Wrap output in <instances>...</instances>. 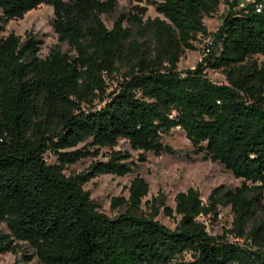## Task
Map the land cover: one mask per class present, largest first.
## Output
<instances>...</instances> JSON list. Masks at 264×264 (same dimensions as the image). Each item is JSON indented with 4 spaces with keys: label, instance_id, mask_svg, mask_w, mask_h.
<instances>
[{
    "label": "trees",
    "instance_id": "trees-1",
    "mask_svg": "<svg viewBox=\"0 0 264 264\" xmlns=\"http://www.w3.org/2000/svg\"><path fill=\"white\" fill-rule=\"evenodd\" d=\"M132 1L134 13L109 30L101 16L117 0H0V255L21 254L11 264H264V8L255 11L259 0H226L211 34L204 19L221 0ZM40 5L52 8L58 42L44 59L34 35H2ZM146 6L158 16L144 21ZM201 38L211 40L200 62L178 70ZM175 128L195 157L242 184L218 186L205 202L190 188L174 197V209L159 194L143 216L148 185L136 176L127 199L111 200L113 210H126L102 213L84 185L132 173L144 153L174 156L162 139ZM119 142L141 152L136 162L116 149ZM99 157L86 171L65 174ZM226 207L230 228L209 235L203 219L216 221ZM160 209L179 217L173 230L155 219Z\"/></svg>",
    "mask_w": 264,
    "mask_h": 264
},
{
    "label": "rangeland",
    "instance_id": "rangeland-1",
    "mask_svg": "<svg viewBox=\"0 0 264 264\" xmlns=\"http://www.w3.org/2000/svg\"><path fill=\"white\" fill-rule=\"evenodd\" d=\"M225 1L226 0H221L218 12L212 19H204V24L211 34L217 31L221 19L227 10ZM252 1L253 0H240V6L247 5ZM135 5L136 4L132 0H117L115 11L110 15H102L101 20L106 28L110 30L114 21L121 14H133V7ZM141 6H144V4H141ZM146 8L147 12L143 17L144 21L148 18L153 19L158 16L152 6H146ZM52 19V8L48 5H40L38 8L25 14L22 19L9 21L5 25V31L2 35L7 36L12 33L21 39H24L25 35L28 33L34 35L37 39L42 41L38 56L44 59L47 57L50 49L58 43L57 37L51 27ZM125 26L128 25L125 23ZM210 40L211 38H201L199 42L195 44L197 48L196 51H186L180 59L178 70L186 71L194 69L202 58V48L208 44ZM60 48L62 52H68L66 44H61ZM258 61L264 63V58L258 57ZM207 76L216 83H222L224 81V78L215 72L208 71ZM162 142L164 145H168L175 150L176 154L174 156L166 154L155 156L150 152L144 153L146 161L142 163L136 162L141 152H131L127 144L119 142L116 149L129 151L137 164L133 172L124 177L101 175L84 185V190L89 191L91 199L99 206L102 213L108 217H115L126 210L124 206H120L116 210H113L111 208V200L119 197L127 199V189L130 182L136 176L143 178L148 185V193L142 199L139 209V214L143 216H148L151 213L146 202H151L159 194L164 196L166 206L174 209V197L178 193L186 192L190 188L198 191L201 200L205 202L210 192L218 186H224L227 190H233L242 184L241 179H235L231 173L225 170L220 164L203 161L200 157H195L192 154V147L189 141L179 128H175L168 135L163 136ZM86 146V144H81L77 148ZM103 152H107V150H103ZM188 158H191V160ZM100 159L101 157L80 161L69 167L65 171V174L70 175L86 171L91 163ZM49 160L52 161L53 159L49 158ZM155 219L171 230L176 227L179 221V217L175 215L172 217L165 216L162 209L159 210V214ZM203 221L206 224L209 235L221 236L224 230L230 228L232 222L230 208H220L216 221L212 219H203ZM0 231L6 232L4 225H0ZM28 251L29 253L31 252L30 250ZM16 257L20 259L21 254L17 256H13L12 254L0 255V264H11ZM27 264H37V260L33 259Z\"/></svg>",
    "mask_w": 264,
    "mask_h": 264
},
{
    "label": "built area",
    "instance_id": "built-area-1",
    "mask_svg": "<svg viewBox=\"0 0 264 264\" xmlns=\"http://www.w3.org/2000/svg\"><path fill=\"white\" fill-rule=\"evenodd\" d=\"M227 1H229V2H232L233 0H227ZM264 8V0H259V2L257 3V5H256V9H255V11L257 12V13H260L261 12V10ZM208 45H210V42L208 43ZM208 51V50H207ZM206 51V52H207Z\"/></svg>",
    "mask_w": 264,
    "mask_h": 264
},
{
    "label": "crops",
    "instance_id": "crops-1",
    "mask_svg": "<svg viewBox=\"0 0 264 264\" xmlns=\"http://www.w3.org/2000/svg\"><path fill=\"white\" fill-rule=\"evenodd\" d=\"M226 9H227V7H226ZM227 11V10H226ZM226 13V12H225Z\"/></svg>",
    "mask_w": 264,
    "mask_h": 264
}]
</instances>
